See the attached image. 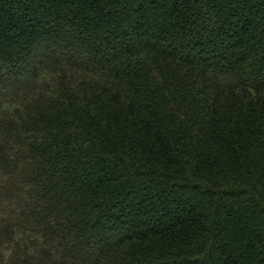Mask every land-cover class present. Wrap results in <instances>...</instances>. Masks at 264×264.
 I'll return each instance as SVG.
<instances>
[{"label":"trees","instance_id":"16d2710c","mask_svg":"<svg viewBox=\"0 0 264 264\" xmlns=\"http://www.w3.org/2000/svg\"><path fill=\"white\" fill-rule=\"evenodd\" d=\"M0 264H264V0H0Z\"/></svg>","mask_w":264,"mask_h":264}]
</instances>
